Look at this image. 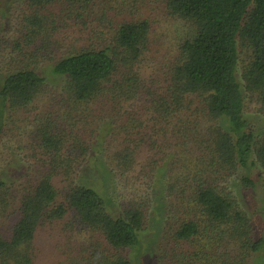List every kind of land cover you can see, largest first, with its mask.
<instances>
[{
	"label": "trees",
	"instance_id": "trees-1",
	"mask_svg": "<svg viewBox=\"0 0 264 264\" xmlns=\"http://www.w3.org/2000/svg\"><path fill=\"white\" fill-rule=\"evenodd\" d=\"M92 2L26 0L28 10L21 21L28 46L24 55L43 61L40 67L25 63L0 74V138L7 111L27 112L52 80L56 93L48 106L67 104L74 112L88 105V117L102 112L105 121L95 136L96 130L81 141L83 135L74 140L60 129L56 112L34 119V139L39 137L45 152L36 155V168H29L34 183L28 181L17 193L13 183L0 180V211L1 206L4 211L16 206L9 236L0 235V261L34 264L32 248L39 227L73 212L96 238L91 261L132 264L122 251L140 243L146 210L131 205L113 213L101 168L109 177L117 166L124 178L138 174L150 181L158 167L170 163L173 169L178 163L183 171L172 174L167 186L179 198L172 205L178 222L169 227L166 221V236L193 243L194 264L201 259L203 264H250L252 256L264 253V225L249 208L246 193L258 188L254 173L264 184V132L253 128L245 114L246 93L264 105V0H164L167 11L193 26L195 34L181 42L167 78L148 86L138 69L149 44L147 19L119 23L110 45L91 44L48 56L62 16H50L47 8L72 5L80 18ZM135 101L140 102L136 109L131 107ZM139 111L146 116L142 126H137L136 135L129 130L123 137L122 126L126 129L131 114ZM105 144L115 147L114 154L108 149L103 154ZM77 147L88 153L70 154ZM143 155L146 164L140 162ZM86 168L93 179L82 178ZM140 168L141 173H133ZM177 186L180 192L174 190ZM227 243H233L234 253L221 254ZM170 253L172 264L174 259L186 263L177 250Z\"/></svg>",
	"mask_w": 264,
	"mask_h": 264
},
{
	"label": "rangeland",
	"instance_id": "rangeland-1",
	"mask_svg": "<svg viewBox=\"0 0 264 264\" xmlns=\"http://www.w3.org/2000/svg\"><path fill=\"white\" fill-rule=\"evenodd\" d=\"M92 1L88 6V11L80 18H76L75 9H70L73 8L72 5L62 4L47 8L45 12L50 16H52V13L56 14L58 12H61L62 16L58 18L61 21L62 28L56 32L55 39H53L55 42L52 43L53 52L49 53L48 56L55 55V52L61 53L66 49H76L91 44L98 47L110 45L112 35L115 32L114 29L119 23L147 19L151 25L149 44L138 69L142 83L148 86L154 85V81L156 83L162 82L167 78L168 69L171 68L172 63L177 58L181 42L195 34L193 26L167 11L164 0ZM27 10L26 0H0V74L14 70L16 66L25 63H30L32 66L37 64L40 67L39 62L43 61L39 57L32 56L31 59L24 55V53H28V46L25 45L23 38L21 21ZM74 18L77 20L75 21ZM23 61L25 62L23 63ZM241 75L242 68L239 66L238 77L243 83ZM48 83L27 112L21 110L7 111L6 113L7 119L4 132L0 138V180L13 183V190L17 189V193L28 184V181L32 180L33 182L35 175L32 177L28 174L32 173L29 168L32 166L33 169L36 168V155L45 154L43 147L40 145L39 137L34 139V132L38 126L34 119L45 116L46 113L44 112L46 111L56 112L61 119L60 129H65L68 134L74 137V140L83 135L79 138L81 141L91 138L94 130H96L94 132L95 136V133L98 132L97 128L100 129L105 121L102 112L90 113L91 115L88 117V105L83 106L81 109L83 111L74 112L67 104L61 105L60 108L59 105L48 106L49 101H52V96L56 93L53 90L55 87L53 80ZM138 105H140V102L135 101L131 107L136 109ZM96 107L98 106H92L93 110ZM138 114L141 115L135 116ZM138 114H131L133 119L130 120V124L126 129L122 126L123 137L125 131L128 133L129 130L134 131L136 135L138 132L137 126H142V121L146 116L144 111H139ZM245 114L253 128L260 133L264 132V105L255 95L250 93H246ZM95 115H97V118H94ZM129 115L130 113L126 117ZM73 117H75L74 120H72ZM106 120L108 121V119ZM65 123L73 124V128H69ZM132 123L136 127H133ZM46 128L49 127L46 126ZM51 129L53 130L52 126ZM61 133L65 132L62 131ZM115 135L116 133L113 140ZM69 140L72 141V138H69ZM108 145H104L103 154H107ZM114 149L115 147L112 149L111 145L108 154H114ZM69 152L70 154L88 153L78 147L69 150ZM146 157L147 155L141 156L140 162L146 164L144 162ZM167 162L169 163L170 159ZM113 164V166H116V163ZM159 168H157L158 171L155 173L154 179L150 181L142 179L138 174L124 178L120 175L121 168L117 166V170L111 173L109 177L104 167L101 168V172H104L102 175L105 185L104 194L107 196L108 206L113 213L125 210L131 205L143 206L146 210L145 229L141 235L140 243L137 246L123 250L122 254L130 259L132 264H172L174 254L170 252L177 250L180 253L181 260L187 258L185 264H194L197 259L192 253L195 252L194 244L191 242H174L172 237H169L171 235L169 233L168 238H165L167 236L164 231L166 221L169 223V227L176 226L175 224L178 222V215L172 211V205L176 204L175 202L179 198L167 188L168 179L172 174L182 173L183 167L177 163L175 168L172 169V165L169 163V165L165 164ZM86 169L87 171L82 174V178L93 179L92 173L88 172V168ZM146 169L150 172L149 168ZM89 171L95 170L90 168ZM141 172L140 168V170L133 173ZM96 173L99 176L97 171ZM162 175H164L163 178ZM253 177L257 180L258 188L253 192L246 191L248 203L250 204L249 208L257 212L258 220L264 225V184L262 180L258 179V173H254ZM57 180L62 179L57 177ZM177 182L181 183V181ZM260 184L263 186L262 188ZM174 190L180 192L181 187L177 186ZM59 202H62V200L59 199ZM15 209L16 206L4 211V207L1 206L0 235L3 237H8L10 234L9 225L16 214L14 213ZM95 241L96 238L92 236L91 229L81 223L73 212H69L65 217L44 223L39 227L32 248L34 264H95L91 261L92 254L90 251V247ZM234 249L233 243H227L222 245L220 253L223 254V251L234 253ZM173 262L178 264V259H174ZM204 262L205 260L201 259L197 264H203ZM0 264L8 263L0 261ZM250 264H264V253L261 252L252 256Z\"/></svg>",
	"mask_w": 264,
	"mask_h": 264
}]
</instances>
